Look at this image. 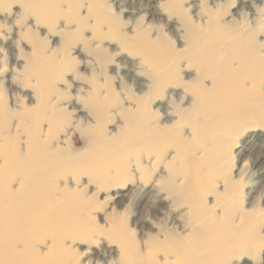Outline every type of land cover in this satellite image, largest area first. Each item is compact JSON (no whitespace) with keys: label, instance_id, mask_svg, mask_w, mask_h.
Returning <instances> with one entry per match:
<instances>
[{"label":"rangeland","instance_id":"374dc122","mask_svg":"<svg viewBox=\"0 0 264 264\" xmlns=\"http://www.w3.org/2000/svg\"><path fill=\"white\" fill-rule=\"evenodd\" d=\"M197 73L207 75V86L215 74L220 77L221 90L210 98L211 112L219 106L246 110L214 119L212 125L227 126L214 131L221 138L196 136L200 148L179 149L168 139L153 143L163 153L162 160L146 189L139 190L143 186L141 182L136 187L139 175L151 169L153 160L144 158L150 144L135 138L146 132L143 112L152 105L161 122L176 120L170 101L182 94L187 102L191 94L174 85L162 89L163 77L181 76L188 81ZM175 91L178 95L172 94ZM126 106L141 107L140 119L127 118L122 111ZM255 108L256 115L261 113L256 122ZM60 110L68 113V119L55 118ZM3 113L9 116V131L0 124V146L29 152L30 128L37 126L38 143L49 137V151L56 146L65 149L54 153L49 162L74 161L64 172L62 168L49 175L50 183L63 190H85L78 192L80 205L90 203L71 220L84 229L66 242L75 252L69 263L146 264L144 259L132 260L133 245L125 231L132 233L143 254L152 250L151 244L157 246L151 238L165 242L169 229L189 236L197 227L188 218L193 210L188 204L173 205L154 186L167 176L166 163L177 156L185 163L183 170L193 172L192 186L201 203L216 215L231 213L235 223L242 212L254 213L249 223L261 227L264 235V158L258 165L264 151V0H0ZM23 113L28 126L24 131L19 129ZM80 120L94 130L76 129ZM189 129L186 124L183 138ZM221 140L228 144L223 146ZM130 146H134L131 151ZM207 147L214 148V154L230 150L229 161L217 163V158L206 155ZM135 158L148 169L137 168ZM201 158L204 163L196 164L195 159ZM6 161L0 155V168ZM12 165L8 161L3 172L14 177L17 188L24 173L20 163ZM222 171L237 182L236 192L228 189ZM63 190L53 196L61 197ZM114 236L128 241L131 256ZM49 247L47 241L40 251ZM157 258L159 262L172 259L163 252ZM233 258L231 263L264 264V241H255L253 251Z\"/></svg>","mask_w":264,"mask_h":264},{"label":"bare ground","instance_id":"6f19581e","mask_svg":"<svg viewBox=\"0 0 264 264\" xmlns=\"http://www.w3.org/2000/svg\"><path fill=\"white\" fill-rule=\"evenodd\" d=\"M206 76L205 73H197L196 77L193 76L188 81H185L181 76L167 75L163 77L161 82L162 89L170 85L181 87L180 90L189 92L191 98L189 101L184 102L185 96L180 94L177 100L172 99L170 101L173 104L176 120L170 119L168 120L171 121L169 123H163L159 120L156 110H152L151 108L152 105H149L147 111L143 112V116L146 114L144 117L146 132L142 135H136L135 138L147 141L150 144L149 148L144 152V158L149 159L153 157V160L151 161V171H144L142 174L139 171L141 175H139L140 180L137 182L136 187L141 182L143 184L139 190L144 191L146 189L147 184L152 180L153 171L157 169L159 166L158 162L162 160L163 153L157 150L153 143H157L162 139H168L173 145L178 146L179 149L184 150L185 146L200 148L201 144L196 141V136L206 134V136L221 138L220 135H215L214 131H220L222 126H227L218 123L212 125L211 122L214 119L219 116H234L246 110L242 107L237 112L236 110H239V107L233 108L232 106H227L228 109H226L219 106L215 113L211 112L214 103L210 98L221 90V80L215 74L212 85L207 86L205 84ZM172 94L178 95V92L175 91ZM93 96L96 95L94 94ZM254 100L256 101V95ZM91 102V99H88V104ZM5 109L6 113L11 114V111L7 108ZM122 111L127 118L135 121L136 119H140L142 108L138 107L134 109L133 107L126 106ZM253 111L256 122V116H261V113L256 115V108ZM59 112L60 114L55 116V118L68 119V113H63L61 110ZM91 113L94 115L95 112ZM209 115H213L210 120H208ZM23 116L24 113L21 114L22 119L19 126V129H22V131L28 128V126H25L27 117ZM8 119L9 116H6L4 113L3 116L0 115L2 130L8 126L9 131ZM41 119L43 117L40 115L39 120ZM186 124L190 125L191 129H189L188 135L185 134L186 138H183V130ZM75 127L80 131L89 133L94 130L90 126H84V122L81 120L77 122ZM30 129L32 131V135L30 136L32 141H29V146L32 147L29 152L22 153L20 150L12 152L7 147L0 146V155H4L7 160L0 168V264H37L51 263V261L55 264H81L78 263V260L74 261V263H69L68 259L75 252L71 247L66 246V242L68 240L73 241L75 232L77 233L84 229L83 225H76V221H74V225L73 222L71 223V220L72 218L74 219L76 214L78 215L85 211L90 206V203L87 206V202L83 201L82 205H80L81 198L78 196L80 190L76 188L74 190L70 188L63 190V186L50 183L49 175L56 173L62 168L64 172L66 168L74 164V161L58 158L53 163L49 162L50 157L54 153L64 152L65 149L61 148L59 150L56 146L49 151L52 147L49 137L38 143L37 141L41 139L38 135V127H31ZM11 132L12 130L8 134ZM221 141L223 146L228 144L226 140ZM133 148L134 146H130L129 150L131 151ZM206 149V155L211 159L217 158V163L221 164L229 161L230 150L222 154H214L212 150L214 148L207 147ZM252 149H256V145ZM34 150L38 153L36 152L37 154H35ZM260 155L261 158L258 159V165L263 161L264 151ZM177 159L178 156L176 158L172 157L166 163L167 176L159 180V182L157 181L154 186L157 188L158 193H165L164 196L170 198L173 205L188 204L190 209L193 210L188 215V218L191 224H194L195 227L197 225V227L189 236H183L169 229L166 231L167 239L165 242H159L155 237L151 238L150 241L154 242L155 246H157L154 247L151 244L152 250L146 254H143L138 249V244L135 241L133 243L132 233L125 231L129 242L133 245L132 253L134 257L132 260L137 257L144 259L146 264H230L231 260L234 259L233 257L239 258L245 252L253 251L255 241L256 243L264 241V235H262L260 230L261 227L258 228L249 223L248 219H252L253 215H255L254 213L242 212L241 220L235 223L232 221L231 213H223L224 215L222 216L216 215L214 210L201 203L198 193L194 191L192 186L195 180L193 172L190 169L183 170L185 166L184 161ZM32 160L34 161L31 166L28 165ZM134 160L137 163V168L148 169L138 164L137 158ZM8 161H10V166H13V162L21 164L20 167L24 176L21 178L20 185L17 188L13 186L14 177L6 176L3 172ZM175 161L176 163L180 162L181 166L177 167ZM195 163L202 165L204 163L203 158L195 159ZM127 170L124 168L125 172ZM221 173L228 189L236 192L238 185L231 174L226 173V171H222ZM62 190L61 197L55 198L53 196V193H59ZM130 191L134 192L135 190L130 189ZM80 192H85V190ZM221 196V198L225 197L224 194H221ZM160 199L162 198L159 197L157 200ZM233 200L234 196L232 197ZM71 214L72 217H66V215ZM21 219H25V222L22 224L20 223ZM113 238L120 243L124 253L131 256L128 252V248L130 247L128 241L124 237L116 238L114 236ZM47 241H50L49 249L41 252L40 247L46 244ZM220 246H224L225 249H220ZM162 252L167 259L169 257L172 259L159 262L157 255ZM257 252L258 248L256 244V254ZM231 264L236 263L232 262Z\"/></svg>","mask_w":264,"mask_h":264}]
</instances>
